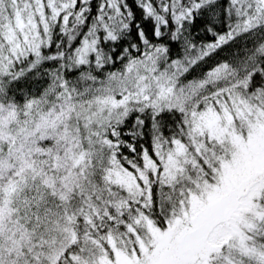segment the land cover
I'll return each mask as SVG.
<instances>
[{
    "label": "snow or ice",
    "instance_id": "1",
    "mask_svg": "<svg viewBox=\"0 0 264 264\" xmlns=\"http://www.w3.org/2000/svg\"><path fill=\"white\" fill-rule=\"evenodd\" d=\"M0 264H264V0H0Z\"/></svg>",
    "mask_w": 264,
    "mask_h": 264
}]
</instances>
